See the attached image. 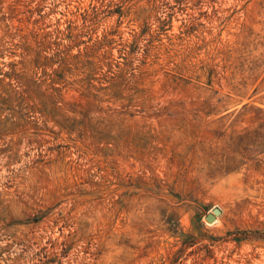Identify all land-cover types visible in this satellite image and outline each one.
<instances>
[{
  "label": "rangeland",
  "instance_id": "rangeland-1",
  "mask_svg": "<svg viewBox=\"0 0 264 264\" xmlns=\"http://www.w3.org/2000/svg\"><path fill=\"white\" fill-rule=\"evenodd\" d=\"M0 264H264V0H0Z\"/></svg>",
  "mask_w": 264,
  "mask_h": 264
},
{
  "label": "water",
  "instance_id": "water-1",
  "mask_svg": "<svg viewBox=\"0 0 264 264\" xmlns=\"http://www.w3.org/2000/svg\"><path fill=\"white\" fill-rule=\"evenodd\" d=\"M221 215V210L220 209H214L212 214H209L206 217V220L209 223H214L216 221V218Z\"/></svg>",
  "mask_w": 264,
  "mask_h": 264
},
{
  "label": "bare ground",
  "instance_id": "bare-ground-1",
  "mask_svg": "<svg viewBox=\"0 0 264 264\" xmlns=\"http://www.w3.org/2000/svg\"><path fill=\"white\" fill-rule=\"evenodd\" d=\"M216 220H217V218H216Z\"/></svg>",
  "mask_w": 264,
  "mask_h": 264
}]
</instances>
